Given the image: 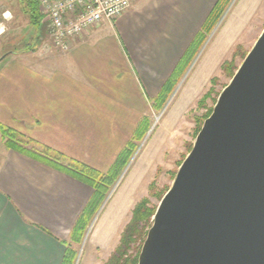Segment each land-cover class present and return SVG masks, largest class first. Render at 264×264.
<instances>
[{
    "label": "crops",
    "instance_id": "0c3cea01",
    "mask_svg": "<svg viewBox=\"0 0 264 264\" xmlns=\"http://www.w3.org/2000/svg\"><path fill=\"white\" fill-rule=\"evenodd\" d=\"M216 1L131 0L126 13L75 38L68 52L47 37V48L1 56L0 124L106 173ZM263 4L242 0L236 19L252 20ZM241 30L232 24L223 41ZM150 155L137 159L100 213L91 254L108 249L119 234ZM92 195L91 187L7 149L0 138V264H62Z\"/></svg>",
    "mask_w": 264,
    "mask_h": 264
},
{
    "label": "water",
    "instance_id": "95a60500",
    "mask_svg": "<svg viewBox=\"0 0 264 264\" xmlns=\"http://www.w3.org/2000/svg\"><path fill=\"white\" fill-rule=\"evenodd\" d=\"M137 264H264V29L161 198Z\"/></svg>",
    "mask_w": 264,
    "mask_h": 264
},
{
    "label": "rangeland",
    "instance_id": "374dc122",
    "mask_svg": "<svg viewBox=\"0 0 264 264\" xmlns=\"http://www.w3.org/2000/svg\"><path fill=\"white\" fill-rule=\"evenodd\" d=\"M241 1L224 0L204 27L191 56L175 74L173 83L166 91L163 100L160 103L155 101L152 103L144 137L135 142L138 146L134 147L125 168L111 187L106 200L89 222L83 237L79 242L73 241L76 244L72 246L75 253L72 264H106L114 252L121 233L131 219V212L127 214L118 229L119 234L108 249L91 254L89 238L106 203L125 181L137 159L145 153L151 154L150 164L137 187L135 204L146 198L149 205L156 210L163 194L171 187L181 163L192 149L194 140L206 119L205 115H208L209 110L212 112L219 94L232 78L221 71V64L231 60L237 70L264 29V4L252 20L236 19L239 16L236 13ZM26 3L27 0H0V20L3 12L10 13L9 20L4 22V33L0 35V57L9 53L34 50L37 44L45 45V48L49 46L48 34H46L48 24L43 23L45 17L40 13V25L35 28L29 20ZM232 24L242 30L237 38L224 42L223 33ZM212 67L213 69L210 70ZM213 78L214 80L211 81ZM207 92L209 95L201 105L200 101ZM132 247L129 254L135 257L139 254L141 246L139 247L137 243Z\"/></svg>",
    "mask_w": 264,
    "mask_h": 264
},
{
    "label": "trees",
    "instance_id": "16d2710c",
    "mask_svg": "<svg viewBox=\"0 0 264 264\" xmlns=\"http://www.w3.org/2000/svg\"><path fill=\"white\" fill-rule=\"evenodd\" d=\"M38 2L39 0H27L26 3V11L29 16V20L35 28H38L41 21ZM223 2L224 0L216 1L202 27L194 36L189 46L181 56L170 78L164 84L161 92L155 99V102L160 103L163 100L166 91L173 83L175 74L189 59L195 48V45L202 35L204 27L210 21L212 16L217 12V9L221 7ZM233 56L234 53L232 54V57ZM220 69L221 71H223V73H226L227 75L229 74V76L232 77L234 71L236 70V67L234 63L229 60L223 62L220 66ZM213 80L214 78L211 81ZM208 92L200 101L201 105L208 97ZM210 114L211 110H209L208 115H205V118H207ZM147 125V118H143L133 132L131 139L119 152L115 161L106 173H101L81 162L69 159L61 153L40 145L36 141L2 124H0V138L7 149L14 150L20 154L26 155L39 162L49 165L50 167L57 169L91 187V189L93 190L92 198L90 199L83 212L80 214L72 233V240L74 242H79L80 238L83 237V232L89 225V222L92 220L95 213L99 210L100 206L106 200L111 187L115 184L116 180L125 168L128 159L132 155L134 147L138 146L135 142L142 140V138L144 137V134L146 133L148 127ZM154 212L155 209L149 205V201L146 198L141 199L139 202H137V204H135L133 210L131 211V219L121 233L119 243L106 264H137L139 254L133 257L129 254V252L133 248L132 246L137 243H139V247L142 246L147 234V230L152 224L151 218L154 215ZM74 254L75 253L73 249H71L70 247L67 248L62 264H72Z\"/></svg>",
    "mask_w": 264,
    "mask_h": 264
},
{
    "label": "built area",
    "instance_id": "2783aa9c",
    "mask_svg": "<svg viewBox=\"0 0 264 264\" xmlns=\"http://www.w3.org/2000/svg\"><path fill=\"white\" fill-rule=\"evenodd\" d=\"M38 3L48 24L51 44L62 53L70 50L75 38L99 24H111L131 8V0H39ZM9 16V12L2 13L0 35Z\"/></svg>",
    "mask_w": 264,
    "mask_h": 264
}]
</instances>
